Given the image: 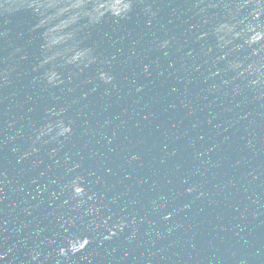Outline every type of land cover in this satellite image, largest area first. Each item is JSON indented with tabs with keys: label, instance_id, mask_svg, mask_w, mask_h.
Wrapping results in <instances>:
<instances>
[{
	"label": "water",
	"instance_id": "water-1",
	"mask_svg": "<svg viewBox=\"0 0 264 264\" xmlns=\"http://www.w3.org/2000/svg\"><path fill=\"white\" fill-rule=\"evenodd\" d=\"M0 264H264V0H0Z\"/></svg>",
	"mask_w": 264,
	"mask_h": 264
}]
</instances>
